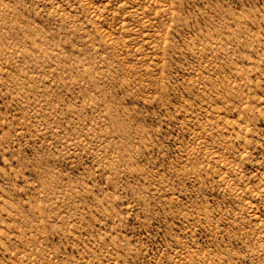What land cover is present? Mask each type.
Returning a JSON list of instances; mask_svg holds the SVG:
<instances>
[{
	"label": "rangeland",
	"instance_id": "obj_1",
	"mask_svg": "<svg viewBox=\"0 0 264 264\" xmlns=\"http://www.w3.org/2000/svg\"><path fill=\"white\" fill-rule=\"evenodd\" d=\"M0 264H264V0H0Z\"/></svg>",
	"mask_w": 264,
	"mask_h": 264
}]
</instances>
